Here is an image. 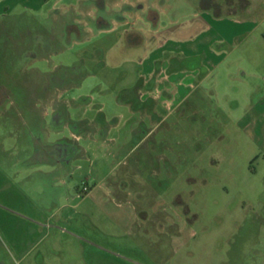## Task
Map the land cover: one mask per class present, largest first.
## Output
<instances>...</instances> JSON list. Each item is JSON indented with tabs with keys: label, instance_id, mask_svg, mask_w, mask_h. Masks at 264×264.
Here are the masks:
<instances>
[{
	"label": "rangeland",
	"instance_id": "374dc122",
	"mask_svg": "<svg viewBox=\"0 0 264 264\" xmlns=\"http://www.w3.org/2000/svg\"><path fill=\"white\" fill-rule=\"evenodd\" d=\"M147 6L209 35L218 14L256 20L246 42H213L229 64L157 126L119 100L146 67L131 31L151 34ZM22 7L0 19V264H264V109L248 104L264 0ZM137 127L152 130L133 146Z\"/></svg>",
	"mask_w": 264,
	"mask_h": 264
},
{
	"label": "crops",
	"instance_id": "0c3cea01",
	"mask_svg": "<svg viewBox=\"0 0 264 264\" xmlns=\"http://www.w3.org/2000/svg\"><path fill=\"white\" fill-rule=\"evenodd\" d=\"M46 1L0 0V19L12 16L18 6L36 11L44 6ZM146 11L142 19L151 24L149 28L152 30L151 34L143 36L145 30H141V28L131 31L137 33L138 41L134 45L144 48L139 61L146 67L141 72V81L122 90L119 100L130 105L131 113L139 110L142 117L147 118L151 125L157 126L164 121L165 117L175 113L183 101L187 100L186 91L200 88L203 80L211 78L215 72L213 69H217L224 62L229 64L230 55H223L225 53L223 50L246 42L256 26V20L236 15H215L216 19L211 20L214 32L210 36L212 27L202 17L197 16L186 23L173 24L171 27L161 21V16L155 7L147 6ZM152 11L158 13L154 18L149 17ZM204 11L208 10L204 9ZM23 13L25 12L18 14ZM136 17L139 18V16ZM260 21H264V18ZM188 36L191 37L187 38ZM217 41L226 43L224 45V42H221L224 49L213 43ZM186 44H190V49L192 47L194 49L185 50ZM181 52L183 55L179 57L177 54ZM154 60L155 64H153ZM250 77L254 79V83L249 84L255 89L258 87L257 84L263 83L260 77L255 75ZM251 87L250 89H252ZM208 92L213 98L214 92L211 87ZM248 104H250L251 110L260 109L262 111L264 109V94H260L258 100L250 101ZM142 121L141 118L140 124H143ZM139 129L137 127L132 130L131 143L134 144L133 146L144 145L147 135L152 130Z\"/></svg>",
	"mask_w": 264,
	"mask_h": 264
},
{
	"label": "trees",
	"instance_id": "16d2710c",
	"mask_svg": "<svg viewBox=\"0 0 264 264\" xmlns=\"http://www.w3.org/2000/svg\"><path fill=\"white\" fill-rule=\"evenodd\" d=\"M224 15V14H223ZM229 15H236V12H231V13H228V14H226V15H224V16H229ZM216 16H222V14H218V15H216ZM241 17V16H240ZM241 18H249V17H241Z\"/></svg>",
	"mask_w": 264,
	"mask_h": 264
},
{
	"label": "flooded vegetation",
	"instance_id": "af4514ba",
	"mask_svg": "<svg viewBox=\"0 0 264 264\" xmlns=\"http://www.w3.org/2000/svg\"><path fill=\"white\" fill-rule=\"evenodd\" d=\"M154 13H157L156 11H153ZM156 15V14H155ZM151 18V16H149Z\"/></svg>",
	"mask_w": 264,
	"mask_h": 264
}]
</instances>
